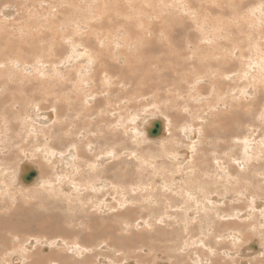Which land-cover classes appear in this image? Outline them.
<instances>
[{
  "label": "rangeland",
  "instance_id": "rangeland-1",
  "mask_svg": "<svg viewBox=\"0 0 264 264\" xmlns=\"http://www.w3.org/2000/svg\"><path fill=\"white\" fill-rule=\"evenodd\" d=\"M129 1L130 0H105V1L104 0H71V1H69V0H0V37H1L0 38V86L2 85L1 86L2 89H0V97H1L0 98V102H1V106H0V141L3 139L2 135H4V133H5V134L8 135L7 137L9 138L8 142L5 141V145H10L9 141L10 142L16 141L15 138L18 135H20V133H18V132L21 129H18V128H21V125H20V123H19V121L17 119L18 118V116H17L18 113H22L23 112V115L25 114L27 121H31V120L33 121L38 116V114L40 116L42 114V116H41L42 120L45 121L46 118H44L43 116H45L46 113H48V112H51V113L53 112V109H54V106H53L54 103L53 102L58 101L59 99H62V97H63V99L64 98L66 99L65 104L70 103L71 100L73 102V100L75 98L73 96L75 94H77V92H79V88L81 89L83 87V86L80 87V85L83 82H87V83H83L82 84V85L85 86L82 89L83 90L87 89V92L84 91V93L86 95H89L88 97H89L90 100L88 99V104H90V105H88V106L90 107V109H92L94 107L96 108V110H94L95 108L92 109L94 112H96V113H94L95 116L92 117L95 120L93 121L92 118L90 119L93 122V124H92V126L94 127L93 130L95 132H97L96 134H100L101 131L97 130L98 128H100L101 130H105V128H107L106 130L109 131V132L111 131V132L109 133V132H106V130H105V133H107L106 136L109 137V138L112 137V136L113 137L115 136L114 138L116 139L115 146H116V149H117V151L119 153V156L117 155V158L114 159L113 161H117L120 158L119 161L116 162V163L120 162V164H119V167H120L119 168V170H120L119 173H120V175L122 173V175H121L122 177L120 178L119 187L125 189L124 191L121 192V194H119V196H116L117 197L116 199L120 200L119 201L120 207L119 208H112V209H110L111 211L108 210L109 207L111 206L110 205L111 204V198H113V197L110 194L111 192H109L107 189L104 190V193H106V196H103L100 200H98V202L96 201V203L93 202V199L83 198V196L85 195L84 193H86L84 188H81L80 192L79 191L75 192L72 189L69 190V188H72V186H69L70 185L69 182L77 180L76 177H72L71 174L73 172L70 173L69 180L65 179V178L60 180L61 182L62 181H66L65 182L66 184L64 186H62L64 188V191H57L56 193L57 194L64 193L65 196L64 195H61V196L60 195H50L51 198H49L50 196L47 195V197L49 199H52L54 197L53 199L56 200L55 204L53 202L52 205L55 208L57 206V204H58V207L55 208L57 213L56 212H54V213L56 214V216H59L60 218H62L61 222H64L63 220H65V219H63V218L66 217L67 213H68V215L69 214H72V215L76 214L77 216H78V214H85V213L91 214V213H94L96 215V213H97V214H99L98 216H101V217H99V218H101V219H99L100 222H103V224L105 225V223L107 221H109V220L112 221V219L109 218L110 216H108V214L109 213L113 214L116 211L114 213V215L117 214L116 215L117 216L116 220L118 219L117 220L118 221L117 222L118 228H121V227L123 228L124 225H125L124 228L131 227V228L127 229V232H125L124 230L119 231L120 233L121 232L123 233V234L119 233L120 237L122 238V237H125V235H126L125 238H127V239L130 236L137 235V234H140L142 236V233L145 232L146 230H147L146 232H148L149 228L145 227V229H144L141 220H144V219L145 220H149V216L147 215V213L154 212V211L156 212V210H157V208H155L156 205H154L153 201L151 200V197H148V194L144 193V189H146V188L148 189V187L150 186L149 189H151V187H156L157 190L161 191V189H163L162 186H163L164 183H165V185L167 186L168 189H170L168 187L169 185L170 186L172 185L173 187H178V184H181V182H183L180 179V177L182 176V179L187 177V176L186 177L183 176L184 172H178L177 170H175L176 167L174 168V165L173 166H169L170 168L166 167L167 165H170L169 163H171V162L169 160H167L166 158L165 159L164 158L161 159V156L159 157V154H160L159 152L160 151H159L158 148H159V146L161 144L158 143L159 145L156 146V145H154L155 144L154 142H148L141 135H139L137 137H134V139H133V137H132L133 135L131 133L132 131H131L130 128L134 127V124H136V120H138L139 118H143V117H145V118H154V117L155 118H157V117L159 118V117H163V118H165L167 120L166 124L168 123V126H167V127H169V129L167 128L168 131L169 130L172 131L173 130V128H172L173 124H176L177 127H176V130H174L175 133L174 132H171V133L175 134L173 137L177 138L178 140H179L180 137H181L180 139L183 138L182 141L181 140L178 141L177 139L174 138L175 141L174 140L173 141H169V142H167V141L165 142L164 141L163 143L164 144H166V143L170 144V145H165L166 148H170L171 146H175L174 150L176 151V153L181 154V153L184 152V153L188 154V158H186L185 159L186 162L185 161L184 162L185 163L193 162L195 164L191 163V164L185 165L184 162H183V165L181 164L180 167L183 168L185 166L192 165L194 168L191 169L190 171H188V173H187L188 177L190 178V176H193V174H194V178L196 177L195 179H197L199 181V179H201L200 178L201 174L199 173V171H204V170L208 171L206 173L207 174L211 173L210 176H212L214 174V171H213V174H212V172L210 170H208L210 167H212V164H213V169L215 168L214 167L215 163H224L225 164L226 156L225 155L223 156L222 152L225 149L226 143L225 144L223 143L224 144V147H223L222 142H225L226 140L227 141H231V140H228V138H230V137H227L228 135H226V133L225 134H221V130L219 132L218 124H220L221 122L222 123L224 122V121H222L223 119H221V118H225V119L228 118V114L226 112H228V111L229 112H231V111L235 112L236 111L235 108L230 109V108L227 107L229 105L230 106L233 105L234 103L235 104L233 106L237 105L238 100H236V99H239L238 98L239 97V94H238L239 92H238V89L235 87L236 84H237L236 82H238V83L242 82V84H244L243 86L245 88H247V90L249 91V94L252 93V95L247 97V98H250V99L253 97L252 100L248 99L249 101H252L251 102L252 105L254 104V107H251V109H253V110H251L252 113H253V111L256 113L258 111V109L260 108V106L264 105L263 104L264 100H262L264 98V95H263L264 94V83L262 84V82H264V70L261 69V66L264 65V36H263L264 35V0H246V1L245 0H137V1L133 0L131 2H129ZM252 2H254V3H252ZM18 3L20 4V7H19ZM141 3H142V6H141ZM7 4L9 5V7H8ZM69 4H70V6H69ZM211 4H212V6H211ZM3 7H6V8H3ZM14 7H15V9H14ZM207 7H209V8H207ZM40 8H42V9H40ZM99 8H100V10H99ZM257 8L261 9L260 13L258 11L256 12ZM125 9H127V10H125ZM135 9H137V10H135ZM208 9L210 11H208ZM9 10L10 11L12 10L11 12H13V15L10 12V14L12 16L11 15L10 16H5L4 15V11H8L9 12ZM69 10H70V12H68ZM71 11H72V13H71ZM135 11L138 12V13H136ZM14 15H16V16H14ZM136 16H138V17H136ZM147 17H148V19H147ZM98 19L100 20V22H99ZM103 20H105V21H103ZM157 20H159V21H157ZM149 27L150 28L152 27V28L150 29ZM239 30L241 32H239ZM82 31H83V33H82ZM196 34L199 37L203 35L202 37H200V39L204 38L206 41L204 39L200 40L199 37L198 38L195 37V36H197ZM239 34L241 35V37H240ZM234 37H235L236 40L234 39ZM242 37H243V39H242ZM231 38H232V41L230 40ZM238 38H240V39H238ZM195 39L197 41H199L198 43H197V41H195L197 44L194 43ZM216 39H218V40L221 39L219 42H223L224 44L226 43L225 48L227 47V49H226L227 52H225V51L224 52H225V55L226 54L230 55V56L226 55V57H231L232 56L231 60H232V62L234 61L232 66L235 65V67H237L236 65L240 63V60L243 61L241 63V65H243V66H242V69H241V77H240L241 79H240V81L238 80V77L231 76V78L234 79V80L232 79L233 80L232 82L234 84V85H232V88H234V89L236 88V89L235 90L231 89L232 92H231L230 89H229L228 92L226 90V92H224L223 94L220 95V99H219L220 103H216L219 106L222 105L221 107H219L218 105L213 104L214 100H215V102L218 101V97L212 95L210 93V91H209L211 89V87L209 85L210 80L207 79V78H209V75H210L209 69L207 68L209 66V64H208V61H205L206 60V55L208 54L206 52L212 53L211 48L209 49V47H211L212 42H213V45H215ZM237 40H239V41H237ZM186 42H188V43L190 42L191 45L190 44H185ZM17 43H21V44H17ZM198 44L201 45V46L199 47ZM209 44H210V46H208ZM229 45L231 46V48H233V51L229 47ZM203 46L206 47V49H203ZM198 47L201 50H203L202 53H201L200 49H198ZM194 49H195V51H194ZM196 49L199 50V51H196ZM191 50L193 51V53H190L192 55L191 59L187 61V63L191 64V66H190L189 64L187 65V63H184V59L181 60L180 59L181 57L179 55H177V53L185 54V53L190 52ZM230 50H231V52H230ZM173 51H175L176 53L173 52ZM228 51H229V53H228ZM194 52L195 53L198 52L196 55L198 56V54H200L201 58L197 59V56L195 55ZM82 55H87V56H84L83 58H81ZM212 55H213V53L209 54L207 56L211 60L214 58L215 62H217L218 60H217L216 56L213 57ZM219 57H221V56H219ZM223 57H225V56L222 55V58ZM162 58H166L170 62L169 61H165V63L159 64V66H161L159 68L158 67V61H161ZM177 58H178L180 63H178ZM186 58L188 59L189 57H186ZM203 58H205V59L202 61ZM222 58L221 59L218 58L219 61L222 60ZM101 60H103V61H101ZM237 61L239 63H237ZM101 62H104L105 63L104 66H106V67L108 66L107 68L111 69V71H110L111 75H109V76L107 75L108 79H107V77L105 78V76L102 75V74L99 76L98 73H97L100 69H104V68L106 69V67H104L103 65H100V67L103 66L104 68H100L99 67L98 63H101ZM206 62H207V64H206ZM9 63L12 64V65H10ZM35 63L39 64L40 67H42V68H39L38 70H33V68L35 67ZM200 63H203V64H200ZM209 63H211V62L209 61ZM212 63L214 64L213 60H212ZM24 64H27L25 66L27 69L22 72V70L19 67H21L22 65L24 67ZM182 64H183V66H182ZM193 64H194L195 67H193ZM199 64H200V66H198ZM205 64L207 65L206 68L204 67ZM17 65H19V66H17ZM111 65H113V66H111ZM177 65L179 66V68L177 67ZM241 65L239 64L238 66H241ZM245 65H246V67H245ZM183 67L185 69L186 68L187 69L185 70ZM200 68H202V69H200ZM204 68H205V72L201 71V70H204ZM15 69L18 70V71H16ZM57 70L58 71L60 70V71L58 72ZM173 70L176 71L178 74L179 73H181V74H179V75L177 73L174 74L173 77H171L172 78V80H171V78H169L171 76V74H170V76H166L167 74L165 73V71H168L170 73ZM194 71L195 72L196 71L197 72L201 71L202 73L200 72V73H195L194 74ZM60 72H61V74H60ZM103 72H105V71H103ZM63 74H64V76H63ZM146 75H148V76H146ZM176 75H177V79L175 78V80H173ZM233 75L235 76V74H233ZM157 76H158V78H157ZM162 76L164 77V79H163ZM186 76H188V78H185ZM244 76H247V78L244 77ZM147 77H148L149 80L147 79ZM87 78H89L90 80H95L96 79V82H94L95 84H93V85L88 84L90 82H88L89 79H87ZM166 78H168V79H166ZM194 78L196 79V81H198L199 78H200L201 81H199L197 83L195 80H193ZM58 79H60V81H58ZM81 79H83V80L81 81ZM97 79H99V80L97 81ZM161 79L163 80L162 86L160 84V82H162ZM181 79L185 80L186 82L182 81ZM188 79H190V80L188 81ZM74 80H76V82ZM101 80H104V82H103L104 84H102V85H100L101 84ZM109 80L112 81V82H110ZM178 80L181 81V82H179V84H178ZM192 80L194 81V83L196 82V84L192 83ZM164 81H166V82H164ZM222 81L224 82V84L230 82V81H224V79H221V82ZM109 82H110L111 85L109 84ZM171 82L175 83V84L172 83V85H174L175 88H173L174 86H172L170 84ZM189 82H191L192 84L189 83ZM38 83L40 85H42V86L38 85ZM61 83L63 84V86H61ZM107 83H108V85H107ZM167 83L169 84V87H168ZM43 84L45 85L44 88L49 86V87H51V90H50L49 87H47L46 88L47 91H46L43 88ZM54 84H55V87L59 85L58 87H60V90H62V91L64 90L65 92L64 93L63 92L59 93L60 95L55 93L54 92V91H56L55 87H53L54 89H52V86H51V85L54 86ZM65 84L66 85L68 84V85L66 86ZM69 84L70 85L72 84L73 87L72 86L70 87ZM76 84L79 85L77 88H76ZM165 84H166L167 88H166ZM189 84H191V85L189 86ZM207 84H208V86H207ZM103 85H105V87ZM106 85H107V87H106ZM151 85L154 88H156V89H152ZM179 85H180V87L183 90L179 87ZM86 86H87V88H86ZM99 86H101V87L103 86V87L101 88ZM158 86H159V89H157ZM193 86L195 88H199V89H196V91L198 90L197 92L195 91V88ZM40 88H42L43 90L40 89ZM165 88L166 89L170 88V91H172V92L174 91L173 93H175V94H179V89H180V91L181 90L183 91V96L184 97L181 98V96H180L179 97L180 99L178 98L177 101H174V99H173L174 102H177L176 105H174V104H172L173 102L171 101V99H172V97L173 98L176 97L175 94H173L172 92L169 93L167 95V97L168 96L169 97L166 99L165 97H163V96H165V92H164V90H166ZM186 88L188 89V93H187ZM69 89H70V91H68ZM72 89H75V90L72 91ZM160 89H161V93H160ZM189 89L191 90L190 92H189ZM76 90H78V91L76 92ZM153 90H156V91L153 92ZM193 90L195 91V93H194ZM222 90L223 89H221V92H222ZM49 91L53 94V96H52L51 93H49ZM182 91H181V93H182ZM234 91H235V93H234ZM70 92H73V93L70 94ZM155 93L156 94H160V96L156 95ZM225 93H226V95L228 93L230 95L226 96ZM45 94H47V96H45ZM99 94H101V95L103 94L102 95L103 99H102V96L99 95ZM185 94L188 97L190 96L191 98L190 99H186L185 98ZM61 95H62V97H60ZM63 95H65V97ZM67 95H68V98L70 99V101H68V103H67V100H69V99H67ZM90 95H92L93 97H91ZM257 95H258L259 98L257 97ZM56 96L59 99L56 100V98H57ZM69 96L72 97V98H70ZM157 96H159L158 97L159 99H157ZM225 96L226 97L231 96V100H230V98L225 99ZM105 97H106V100H105ZM7 98L9 100H6ZM48 98L50 100H48ZM155 98H156V100H155ZM169 98H171V99H169ZM221 98H222V100H221ZM234 98H236V99H234ZM14 99H16L18 101H15ZM96 99H98V100H96ZM164 99H166V100L164 101ZM224 99H225L226 103L223 101ZM232 99H233L234 102H232ZM255 99H256V101H260V103H261V104L259 103L260 106L259 107L257 106V108L255 107V105H257L258 103L255 101ZM52 100H53V102H52ZM160 100H162V101H160ZM167 100H170V102H172V103H169V101H167ZM182 100H183V105L185 107L187 106L186 107L187 109L184 108L182 103L179 102V101H182ZM211 100L213 102L212 105H210L211 104ZM2 101H3V103H2ZM11 101H12V104L10 103ZM99 102H101V103H99ZM165 103H166V105H165ZM17 104H19V105H17ZM223 104H226L225 106L228 108V110ZM25 105H27V106H25ZM86 105L87 104L85 103V106ZM100 105H102V106L100 107ZM103 105H105V106H103ZM188 105H189V107H192L193 109L189 108ZM106 106H107L108 110L106 109ZM211 106L212 107L215 106V109L212 108ZM233 106H231V107H233ZM21 107H23V109H21ZM165 107H166V110H165ZM169 107L173 108V110L169 109ZM98 108L100 109V111H98L99 110ZM110 108H112L113 111L115 109V111H117V112L114 111L115 112L114 113L112 111V114H109V113H111V109ZM188 108L192 110V113L194 112L193 114H195V112L197 110V114H199V112L205 113V114H202L203 117L205 115H209L212 118L209 119L206 116V119L204 117V119L201 120V118H200L201 117V115H200L201 113L199 114L200 116L195 114V116L197 115L195 117L190 112V110ZM194 108L196 109L195 111H194ZM211 109L214 110L218 115L214 111H212ZM223 109L227 110V111L223 112ZM102 110H105V113H104V111L102 112ZM204 111H206V112H204ZM207 111L208 112L211 111L212 113L209 112L210 113L209 114ZM98 112H99V114H98ZM190 113L194 117L189 116ZM104 114H106L107 119H109L108 116L111 115L112 117L116 118V120H114V118H112L110 116L109 122H107L106 116H104V118H103ZM131 114H132V116H130ZM160 114H161V116H159ZM180 114H182V115H180ZM226 114H227V116H226ZM116 115L121 117L119 119V121L117 119L118 116L116 117ZM120 115H122V116H120ZM171 115H172V117L173 116L174 117L179 116L181 118L177 117L174 120V119H171L172 118ZM251 115H253V114H250V118L251 119L254 118V119H252L253 121L251 119L248 120V121L251 120L250 122L253 123V124L252 123L250 124V122H248V125L250 126V128H249L250 132L249 133H251L250 134L251 136L249 135V137H252V139L254 140V141L252 140L253 141L252 144H254V143L256 144L257 141L262 140V134L264 133L262 131H264V130L261 129V128L256 129V126L254 125V124H256L255 120L257 121V118H258V122L261 121L260 120L261 119L260 118V112H259L257 118L255 116L252 117ZM98 116H99V118H98ZM216 116L220 119L221 122L219 121V119H217ZM96 117H97V119H96ZM166 117H168V118H166ZM197 117H199L198 119H200V120L194 119V118H197ZM76 118L77 117L75 116V117H73L72 119L69 120V123L67 122L68 123L67 124L68 131L67 132L65 131L63 133L64 134L63 136H65V135L67 137L71 136L70 134H72L73 131H74V128H73L74 127V123H76L74 121H77ZM188 118H190V119H188ZM213 118H214V120L216 119L215 120L216 122L219 121V123H217V125H216V122L213 120ZM63 119H65V117ZM122 119H123V121H122ZM128 119H130V120L128 121ZM178 119H181V120H179L181 122L178 123ZM207 119H209L211 121H209ZM182 120L185 122V124H184V122ZM206 120L209 123H207ZM71 121H73V122H71ZM95 121H97V123ZM101 121L102 122L106 121V122L103 125V123H101ZM112 121H117L118 123L117 122H112ZM121 121H122V124L125 122L123 124L125 126L122 127V124L121 123L119 124V122H121ZM70 122H71V124H70ZM110 122H112V123H110ZM210 122H212V124ZM181 123H182V125H180ZM53 124H54V122H51V124L49 123L47 125H40L39 128L52 127ZM112 124L115 125V126H113ZM209 124H210V126H209ZM72 125H73V127H72ZM94 125H97V126H94ZM105 125H107L108 127H106ZM211 125H213V126H211ZM251 125H253L255 127L251 128ZM13 126H15V127H13ZM101 126L103 127V129H102ZM109 126H110V128L112 127V129L109 130ZM179 126L180 127L184 126L185 128H190L191 127L189 130H192V132H194L195 135L197 136V137H195L194 133H191V139H193V140L195 139L194 141L195 142L197 141V144H195L194 141L189 140V138L187 137V135L185 133L180 132ZM209 127H212V128H209ZM11 128L12 129L16 128L15 130L17 132H15V130L13 129L12 133H11ZM70 128H72L73 130L70 129ZM150 128H152V126H150ZM126 129H127V131H126ZM123 130H125V132ZM225 130H227V129H225ZM23 131L26 132V130H23ZM23 131L21 133H23ZM27 131H28V134L26 132V136L31 134V132L29 133V130H27ZM98 131H100V132L98 133ZM217 131L220 133V135H219V133ZM196 132H198V133H196ZM222 132H224V131H222ZM161 133H162V131H161ZM240 133H241V135H239V136L242 137V133H244V128L240 129ZM14 134L16 136H12ZM96 134H94L92 137H99V135H96ZM116 134H117L118 137L116 136ZM129 134H131V135H129ZM176 134H178L177 137H176ZM192 134L194 136H192ZM21 135H23V134H21ZM40 135L41 134L36 135L37 137L33 138L34 135L32 133V136H33V137H31L33 139L32 141H30V139H31L30 136L31 135L29 136L30 139L28 138L26 140L28 142V146H23V147H26L24 149V151L26 149L28 150V151H25V152L23 151L25 154L32 153V151H33L32 148H38V146H40L38 149H42L43 146L41 147V145H44V141H46V140L45 139L41 140L42 137ZM146 135H147V133H146ZM216 135L218 136V139H220L219 140V142L221 141L220 143L216 140V138H217ZM223 135L224 136L226 135L225 136L226 138ZM256 135H257V137H256ZM160 136H161V134L159 136H157L156 138H159ZM184 136H185V138H184ZM198 136H199V138H198ZM215 136H216V138H215ZM219 136H221V137L223 136V139L219 138ZM10 137H11L12 140H10ZM147 137L150 140H154L151 137H149L148 135H147ZM166 137L167 136L165 135L164 138H166ZM193 137H195V138H193ZM254 137L257 139V141H256V139ZM65 139H67V138H65ZM58 140H59V138H58ZM33 141L36 142V143H34ZM189 141H192V142H190L191 144H189ZM29 142H30L31 145L29 144ZM50 143H51V146H53V149L56 152H59V151L60 152H66V151H64L62 149H64V147H69L66 143H64L62 145L60 140L57 141L59 147L55 146L56 142H54V144H53L52 139L51 140L49 139V144ZM109 143H108L107 146H109V148H110V147H112L111 145H112L113 142H111L110 144ZM150 143H153V145L150 144ZM172 143H173V145H171ZM178 143H179V145H178ZM199 143H201V144H199ZM210 143H212V145H211L212 147L209 146ZM32 144L33 145L36 144L37 146L35 145V147H32L33 146ZM192 144H194V145H192ZM218 144H219V147H218ZM98 145H100V143ZM176 145H178L179 147L176 146ZM181 145H185L186 148H188V149H186L185 147H183ZM96 146H97V143H95V147ZM194 146H196V147L198 146V147L196 148ZM199 146H201V147H199ZM204 146H206V147H204ZM207 146H209V147H207ZM101 147H102V144H101L100 147L97 146L98 149L101 148ZM176 148H178V149L180 148V149L178 150ZM189 148L190 149L193 148V149H191V151H190ZM202 148L204 150L207 149L206 151L208 153H206V152L204 153L203 152L204 150L202 151ZM208 148H211L212 150L211 149H209V150H211L212 152L208 151ZM220 148H222V152H221ZM197 149H199L198 152L195 151ZM21 150H20V152H22ZM57 150H59V151H57ZM119 150H121V151H119ZM160 150H161V148H160ZM234 150L232 149L228 153L229 154L231 153L230 155H232V156H234V154H235V156H236L235 158H237V156L239 158V155H240L239 153L240 152L238 151V149L235 150V152H234ZM16 151H17V147L13 146V147L10 148L8 155L6 153H4V155H3V156H8L9 162H8L7 166L10 165L11 169H12V167L15 165L14 168H13L14 170H10L12 172L15 171V169H17L18 165L20 166V165H22L25 162L24 161L25 160L24 154L23 155L22 154L18 155L20 152L19 151L16 152ZM99 151H101V150H99ZM180 151H181V153H180ZM214 151H215V153H213ZM216 151H218L219 153L221 152L222 154L221 153L218 154V152H216ZM236 151H238L237 154H239V155H236ZM97 153H98V150H97ZM191 153L193 155H195L194 158H193V156H191L192 155ZM200 153H201V155H200ZM225 153H227V152H224V154ZM203 154H204L206 160L209 157H211V156L214 157V155H215V157L218 158V156H219L220 158H218V161H217V159L214 160V158H212V157L210 159H208L210 161L213 160V162L215 161L214 163L211 161L212 163L210 162L211 163L210 164L211 166H210L209 164H207L208 162L207 163L204 162L205 158H204V156H202ZM197 155H198V157H197ZM199 155L201 156V159L199 158ZM20 156H21L22 159L20 158ZM207 156H209V157H207ZM11 158H12V160H11ZM192 158H193V160L194 159L198 160L199 163L197 161L194 162L193 160H191ZM221 158L224 159V161L221 160ZM140 159H142V160H140ZM187 159L189 160V162H188ZM38 160H40V159L38 158L37 160H34L35 163L38 162ZM136 160H138V161H136ZM21 161H23V162H21ZM109 161H107V162L109 163ZM139 161H146V162H144L141 165V164H139ZM180 161H181V158H180ZM162 162L164 163V165H162L163 166L162 168H165L163 171H166V172H163L162 168L159 167L161 164H163ZM35 163L33 165H35ZM62 163L64 164V162L62 160H59V165L62 164ZM203 165L204 166L206 165V166L203 167ZM221 165H223V164H221ZM230 165H232V163H230ZM225 166H228V165H225ZM198 168H200V169H198ZM203 168H207V169H203ZM194 169L196 170V172L193 171ZM213 169L211 168V170H213ZM173 170L178 172V173L174 172ZM12 172H9V173L13 174ZM34 172H35V170H34ZM169 172H170L171 176L169 175ZM148 173H151V174L149 175ZM127 174H129V175L127 176ZM190 174H192V175H190ZM67 175H68V173H67ZM151 175H153V176H151ZM233 175L234 176H232L231 179L234 178L233 179L234 181H232V183H234L235 180H237V182L240 183V184L242 182H244V180H242V181L239 180L240 178H242L241 174H237L236 175V173H234ZM35 176H36V172H35ZM130 176H131V178L129 179ZM169 176L173 177L174 179L172 178L173 179L172 180ZM198 176H199V178H197ZM150 178H151L152 182L149 180ZM159 179H160V181H158ZM176 179L181 180V182H179V180H176ZM121 180H123L122 183H121ZM166 180H167V182H165ZM124 182H125V184H124ZM143 182H144V184H143ZM151 183L154 186L151 185ZM51 184L54 187V186L57 185V182H55L54 179H53ZM142 184H143V186H142ZM66 185H68V186H66ZM231 187H233L231 189H235L237 187V185L236 184H232ZM213 188H214V186L212 184V189ZM11 189L18 191L19 194L16 193L18 195V196L16 195V197H15L16 199L20 198L19 197L20 196V192L27 191V190H24L23 188L19 189L18 188V184L15 183V182L13 183V186H12ZM27 189L31 190V188H27ZM19 190H20V192H19ZM164 190L167 191V189H164ZM35 192H37V193L34 194V196H33V194H31L29 198L22 196V199L29 200L30 202H33V203H36V202L38 204L40 203L41 207L43 208V204H42L41 200L45 201L46 198L44 196L46 195V193L45 194H44V192H42L43 194L40 193L41 191H39L37 188L34 190V193ZM90 192L91 191H89V192L87 191V194H92L93 193V192H91V193ZM138 192L140 194L142 193L143 196H139ZM81 193H83L84 195L82 194L83 195L82 196ZM40 194H42V195H40ZM74 194L76 195V197H74L75 196ZM77 194L80 195L81 197L78 196ZM58 196H60V197H58ZM86 197H88V196H86ZM142 197H144V198H142ZM35 198H36V200L34 201ZM58 198H60L59 199L60 201H58ZM61 198H63V199H61ZM75 198H76V200H75ZM22 199H21V201H22ZM80 199H81V201H80ZM86 199L88 200V202H87ZM103 200H106V201H103ZM131 200L133 202H131ZM13 201H14V199H13ZM48 201H50V200L47 199L46 202H48ZM68 201H69V203L67 204ZM46 202H44V204ZM58 202H60L61 204L58 203ZM73 202H75L77 204L75 205V203H73ZM83 202H85V203H83ZM78 203L79 204L81 203V206H82V203L85 204L86 206L83 205L82 207H78L79 206ZM92 203H94V204L91 205ZM103 203H105V205H103ZM132 203H134V204H132ZM107 204L109 206H107ZM128 205L130 206V208H129ZM60 206H63V207H60ZM87 206H89V207L91 206V207L89 208ZM96 206L99 209H97ZM103 206H104V208H103ZM124 206L127 207V208H125ZM134 206H135V209L133 208ZM66 208L68 210H66ZM84 208H85V210H86V208H89L90 210L87 209V210H89L87 212V210L85 211ZM131 208H133V210H131ZM137 208L138 209H142L143 211H146V212H141V210H138ZM81 209H82V212H81ZM115 209H118V210H115ZM122 209L123 210L125 209L124 211L128 213V217H127V213H125ZM126 209H128V210L126 211ZM152 209H155V210H152ZM57 210L58 211L61 210V211L58 212ZM79 210H80V212H79ZM92 210H93V212H92ZM46 211H48V210H46ZM41 212L42 213L45 212L44 209L41 210ZM111 212H113V213H111ZM140 212L142 214L145 213L146 215H142ZM168 213L169 212H167V214ZM1 214L3 216H5L6 213H2L1 212ZM124 215L127 218H129V216H130L129 219L131 221L132 220L134 221V222L132 221V226L133 227L131 226V221L130 220L128 221V219H125ZM133 215H135V216H133ZM141 215H142V217H141ZM60 218H59V221L56 222V223H60L61 224ZM119 218L120 219L122 218V219L120 220ZM124 219L127 220L128 223H127V221L125 222ZM67 221H68V218H67ZM67 221H65V222H67ZM88 221L89 220L85 219L84 223L87 224ZM65 222H64V224H65ZM79 223H80V220L77 221V222L75 221L76 226H81L82 223H80V224ZM122 223L124 225H122ZM64 224L62 223L61 225L64 226ZM126 224H128V225L126 226ZM135 224H137V228H136ZM179 224L180 223H176V225L175 224L172 225L169 229H173L176 226L178 227ZM109 225H112V222L110 223V221H109L108 223H106L105 226H109ZM180 225H179V228L181 227ZM141 226H142V228H141ZM153 227L154 226L151 225V228H153ZM90 228L91 227H89V229ZM64 229H63V231H64ZM140 229H142V230H140ZM130 230H132V231L130 232ZM135 230H136V233L133 234L134 233L133 231H135ZM40 232L35 233V235L39 234L37 236H40L41 233H46V230H42V232L41 233ZM127 234H128V236H127ZM181 234H183V233H181ZM46 235L47 234H45L44 238L46 237ZM62 235H63V233H62ZM179 237H181V236L178 235V238ZM195 237H196L195 239H197V237H199V235L195 234ZM178 238L176 239V241L178 242V244L179 243L181 244V240L182 239L181 238L178 239ZM254 238H256V237H254ZM254 238H253V240L255 242H257V243H255L252 239H251V242L253 241V243H255V244L260 243L261 245L264 246V244H262V242H261V239H258V238L254 239ZM127 239H124V240H127ZM138 239H140V238H138ZM257 239H258V241H256ZM183 240L185 242H188L187 239L186 240L183 239ZM76 241L77 242L80 241L78 236L76 237ZM135 241L136 240H134L133 242L135 243V246H137V242H135ZM189 241H191V240H189ZM57 243H60V242H57ZM119 244H123V242L121 241V242H119ZM95 245H96V247H95ZM41 246L42 245H40L38 247V249L36 248V250H42V249L45 250V248H41ZM26 247H28V246H26ZM97 247H99V248H97ZM91 248H93V249L95 248L94 250L98 251L99 254L97 256L99 258H103L102 263L105 261L104 263L107 262L106 264H109L110 262L113 261L112 258H116L118 263H122L123 262L125 264L127 262V260H129L128 262H134L133 259L128 257L129 253H121L122 256H124L123 258L120 257L121 250H118V252H116L114 254L112 252V249H111L112 247L110 248V247L106 246V249H105V246H103V245L100 246V245H97V244H93V245L91 244ZM118 249H121V248L118 247ZM49 250L50 249H48V248L46 249V251H48L47 253H49ZM46 251L44 253L42 252L41 254L38 253V255H46ZM53 251L55 252L56 250L54 248H51V252L52 253H53ZM101 251H102V253H100ZM103 252H104V256L102 255ZM157 252H158V254H157ZM157 252L155 253V256H152V255L150 256V257H153L154 259L150 258V260H149L150 263H147V264H154V263L155 264L156 263L157 264H165L168 261L169 262L167 264H169V263H171V261H174L171 255H169L170 259H168L165 254H162L159 251H157ZM145 253L146 252H144L143 255H145ZM36 254H37V252H36ZM35 255H33V257ZM100 255H102V256H100ZM110 255H111V257H110ZM12 257H14L16 259L17 255L16 256L13 255ZM164 260H165V262H164ZM77 261H79V260H77ZM14 263L17 264L16 261H14ZM2 264H4V263H2Z\"/></svg>",
  "mask_w": 264,
  "mask_h": 264
},
{
  "label": "bare ground",
  "instance_id": "bare-ground-1",
  "mask_svg": "<svg viewBox=\"0 0 264 264\" xmlns=\"http://www.w3.org/2000/svg\"><path fill=\"white\" fill-rule=\"evenodd\" d=\"M71 1V0H69ZM105 1V0H104ZM133 0H130L129 2H131ZM137 1V0H136ZM246 1V0H245ZM61 2V1H60ZM74 2V1H73ZM143 2V1H142ZM209 2V1H208ZM20 3V2H19ZM18 3V4H19ZM68 3V2H67ZM76 3V2H75ZM84 3V2H83ZM87 3V2H86ZM105 3V2H104ZM139 3V2H138ZM149 3V2H148ZM211 3V2H210ZM254 3V2H252ZM6 4V3H5ZM21 4V3H20ZM20 4H19V7H20ZM8 5V4H7ZM67 5V4H66ZM91 5V4H90ZM128 5V4H127ZM146 5V4H145ZM158 5V4H157ZM160 5V4H159ZM165 5V4H164ZM70 6V4H69ZM74 6V5H73ZM130 6V5H129ZM141 6H142V3H141ZM150 6V5H149ZM148 6V7H149ZM210 6V5H209ZM212 6V4H211ZM220 6V5H219ZM9 7V5H8ZM88 7V6H87ZM99 7V6H98ZM105 7V6H104ZM107 7V6H106ZM144 7V6H143ZM3 8H6V7H3ZM84 8V7H83ZM82 8V9H83ZM126 8V7H125ZM151 8V7H150ZM156 8V7H155ZM209 8V7H207ZM11 9V8H10ZM15 9V7H14ZM42 9V8H40ZM73 9V8H72ZM105 9V8H104ZM128 9V8H127ZM125 9V10H127ZM138 9V8H137ZM135 9V10H137ZM145 9V8H144ZM191 9V8H190ZM19 10V9H18ZM62 10V9H61ZM91 10V9H90ZM100 10V8H99ZM149 10V9H148ZM151 10V9H150ZM212 10V9H211ZM261 9L260 8H257L256 9V12L258 11L259 13L261 12L260 11ZM12 11V10H11ZM9 10L8 11H4V15L5 16H10V12ZM16 11V10H15ZM14 11V12H15ZM21 11V10H20ZM41 11V10H40ZM47 11V10H46ZM63 11V10H62ZM86 11V10H85ZM98 11V10H97ZM108 11V10H107ZM208 11H210L208 9ZM70 12V10L68 11ZM136 12V11H135ZM144 12V11H143ZM156 12V11H155ZM159 12V11H158ZM12 15H13V12H11ZM72 13V11H71ZM109 13V12H108ZM134 13V12H133ZM138 13V12H136ZM193 13V12H192ZM16 14V13H15ZM18 14V13H17ZM89 14V13H88ZM94 14V13H93ZM122 14V13H121ZM135 14V13H134ZM158 14V13H157ZM11 15V16H12ZM129 15V14H128ZM191 15V14H190ZM16 16V15H14ZM74 16V15H73ZM105 16V15H104ZM154 16V15H153ZM138 17V16H136ZM200 17V16H199ZM13 18V17H12ZM79 18V17H78ZM110 18V17H109ZM154 18V17H153ZM87 19V18H86ZM148 19V17H147ZM99 20V19H98ZM102 20V19H101ZM160 20V19H159ZM157 20V21H159ZM105 21V20H103ZM100 22V20H99ZM128 22V21H127ZM166 22V21H165ZM131 23V22H130ZM133 23V22H132ZM82 24V23H81ZM127 24V23H126ZM128 25V24H127ZM130 25V24H129ZM136 25V24H135ZM152 25V24H151ZM89 27V26H88ZM87 27V28H88ZM70 28V27H69ZM81 28V27H80ZM150 28V27H149ZM152 28V27H151ZM150 28V29H151ZM146 29V28H145ZM71 30V29H70ZM147 30V29H146ZM151 31V30H150ZM33 32V31H32ZM53 32V31H52ZM140 32V31H139ZM143 32V31H142ZM165 32V31H164ZM239 32H241L239 30ZM83 33V31H82ZM130 33V32H129ZM238 34V33H237ZM243 34V33H242ZM35 35V34H34ZM42 35V34H41ZM53 35V34H52ZM51 35V36H52ZM192 35V34H191ZM197 35V34H196ZM240 35V34H239ZM39 36V35H38ZM184 36V35H183ZM203 36V35H202ZM200 36V37H202ZM207 36V35H206ZM205 36V37H206ZM235 36V35H234ZM237 36V35H236ZM243 36V35H242ZM264 36V35H263ZM22 37V36H21ZM195 37H199L198 35L195 36ZM199 37V39H200ZM210 37V36H209ZM208 37V38H209ZM241 37V35H240ZM1 38V37H0ZM46 38V37H45ZM62 38V37H61ZM64 38V37H63ZM72 38V37H71ZM216 38V37H215ZM8 39V38H7ZM32 39V38H31ZM204 38L200 39V40H203ZM223 39V38H222ZM235 39V37H234ZM233 39V40H234ZM240 39V38H238ZM243 39V37H242ZM12 40V39H11ZM30 40V39H29ZM205 40V39H204ZM213 40V39H212ZM215 40V39H214ZM221 40V39H220ZM220 40L216 39L215 41V45H213V42H212V45L211 47H209V49L211 48V51L213 53V57L216 56L217 58V62H215L214 58L212 59L214 61V64L212 63V60L207 56L209 54H212L210 52H206L208 53L206 55V60L205 61H208V64L209 66L207 67V62L205 64V68L207 67L209 69V79L210 80V87L211 89L209 90L210 93L214 96H217L218 97V101L215 102L214 100V103L212 102L211 100V104H215V105H218L216 103H220L219 102V99H220V95L223 94L224 92H227L229 91V89L233 90L234 88H232V85L233 84V78H231V76L233 77H238V80L240 81V77H241V69H242V66L241 63L243 61L240 60V63L237 61V63H239L241 66H238L239 64H237L236 62V66L233 65V62L231 60V57H226V55H229V54H226L225 55V52H227V47L225 48L226 46V43L224 44L223 42H219ZM232 41V38L230 39ZM236 40V39H235ZM195 41H197L196 39L194 40V43H196ZM206 41V40H205ZM209 41V40H208ZM239 41V40H237ZM246 41V40H245ZM14 42V41H13ZM191 42V41H190ZM188 43L186 42L185 44H190L191 43ZM193 42V41H192ZM199 41H197L198 43ZM109 43V42H108ZM193 43V44H194ZM196 43V44H197ZM223 43V44H222ZM246 43V42H245ZM14 44V43H13ZM17 44H21V43H17ZM119 44V43H118ZM201 44V43H200ZM203 44V43H202ZM48 45V44H47ZM175 45V44H174ZM199 45V44H198ZM197 45V46H198ZM6 46V45H5ZM201 45H199L200 47ZM205 46V45H204ZM203 46V49H206V47ZM210 46V44L208 45ZM259 46V45H258ZM198 47V49H200ZM229 47L231 48V46L229 45ZM18 48V47H17ZM112 48V47H111ZM202 48V47H201ZM19 49V48H18ZM229 49V48H228ZM232 51H233V48H231ZM43 50V49H42ZM161 50V49H160ZM22 51V50H21ZM85 51V50H84ZM156 51V50H155ZM166 51V50H165ZM195 51V49H194ZM196 51H199L196 49ZM201 53L203 50H201ZM207 51V50H206ZM225 51V52H224ZM81 52V51H80ZM169 52V51H168ZM175 52V51H173ZM231 52V50H230ZM84 53V52H83ZM176 53V52H175ZM190 53H193V51L191 50L190 52L188 53H185V54H180V53H177V55H179L181 58V60L184 59V63H187L188 60L191 59V54ZM195 53V52H194ZM198 53V52H197ZM195 53V55L197 54ZM229 53V51H228ZM109 54V53H108ZM135 54V53H134ZM171 54V53H170ZM241 54V53H240ZM17 55V54H16ZM174 55V54H173ZM202 55V54H201ZM205 55V54H204ZM222 55H224L225 57L222 58ZM242 55V54H241ZM84 56H87V55H82L81 58H83ZM197 56V55H196ZM221 56V57H219ZM230 56V55H229ZM114 57V56H113ZM121 57V56H120ZM186 57H189L188 59ZM235 57V56H234ZM240 57V56H239ZM244 57V56H243ZM86 58V57H85ZM143 58V57H142ZM141 58V59H142ZM179 58V57H178ZM177 58V60H178ZM198 58H201L200 57V54H198L197 56V59ZM215 58V59H216ZM222 58V60L219 61V59ZM242 58V57H241ZM90 59V58H89ZM205 58L202 59V61L204 60ZM193 60V59H192ZM201 60V59H200ZM15 61V60H14ZM103 61V60H101ZM118 61V60H117ZM165 61H169L168 59L166 58H162L161 61H158V67L160 68L161 66H159V64L161 63H165ZM209 61L211 63H209ZM20 62V61H19ZM105 62V61H104ZM104 62H101V63H98L99 67L100 65H103L104 66ZM170 62V61H169ZM38 63V62H37ZM35 63V67L33 68V70H38L39 68H42L40 67L39 64ZM178 63L179 60H178ZM177 63V64H178ZM204 63V62H203ZM203 63H200V64H203ZM10 64V63H9ZM189 63H187L188 65ZM200 64L198 66H200ZM263 64V63H262ZM12 65V64H10ZM16 65V64H15ZM27 64H24V67L23 65L21 67H19L22 72L24 70H26L27 68L25 67ZM45 65V64H44ZM110 65V64H109ZM164 65V64H163ZM179 65V64H178ZM177 65V67L179 68V66ZM191 66V64H189ZM19 66V65H17ZM16 66V67H17ZM100 67V68H104V67ZM113 66V65H111ZM172 66V65H171ZM183 66V64H182ZM202 66V65H201ZM15 67V68H16ZM49 67V66H48ZM57 67V66H56ZM108 67V66H107ZM106 69H100L97 73L98 75L100 76L101 74L105 76V78L107 77L108 79V76L111 75L110 71L111 69L107 68ZM117 67V66H116ZM176 67V68H177ZM193 67L194 64H193ZM197 67V66H196ZM246 67V65H245ZM158 68V69H159ZM184 68V67H183ZM203 68V67H202ZM200 68V69H202ZM205 68L204 70H201V71H204L205 72ZM12 69V68H11ZM18 69V68H17ZM57 69V68H56ZM61 69V68H60ZM65 69V68H64ZM185 69V68H184ZM187 69V68H186ZM185 69V70H186ZM261 69L264 70V65L261 66ZM16 70V69H15ZM18 71V70H16ZM58 71V70H57ZM60 71V70H59ZM58 71V72H59ZM62 71V70H61ZM105 71V72H103ZM113 71V70H112ZM200 71V72H201ZM243 71V70H242ZM57 72V73H58ZM200 72H195L194 71V74L195 73H200ZM245 72V71H244ZM25 73V72H24ZM64 73V72H63ZM165 73L167 74L166 76H171L173 77L174 74H176L177 72L176 71H171L170 73L168 71H165ZM164 73V74H165ZM202 73V72H201ZM243 73V72H242ZM59 74V73H58ZM61 74V72H60ZM178 74V73H177ZM181 74V73H179ZM178 74V75H179ZM235 74V76L233 75ZM244 74V73H243ZM55 75V74H54ZM57 75V74H56ZM108 75V76H107ZM149 75V74H148ZM146 75V76H148ZM245 75V74H244ZM62 76V75H61ZM64 76V74H63ZM62 76V77H63ZM150 76V75H149ZM191 76V75H190ZM195 76V75H194ZM198 76V75H197ZM202 76V75H201ZM200 76V77H201ZM163 77V76H162ZM203 77V76H202ZM206 77V76H205ZM247 78V76H244ZM249 77V76H248ZM150 78V77H149ZM158 78V76H157ZM161 78V77H160ZM159 78V79H160ZM175 78L177 79V75L174 77L173 80H175ZM184 78V77H183ZM185 78H188V76H186ZM16 79V78H15ZM14 79V80H15ZM61 79V78H60ZM60 79H58V81H60ZM80 79V78H79ZM89 79V78H87ZM86 79V80H87ZM106 79V80H107ZM110 79V78H109ZM148 79V77H147ZM164 79V77H163ZM168 79V78H166ZM180 79V78H179ZM191 79V78H190ZM188 79V81L190 80ZM221 79H224V81H230L229 83H225L222 81L221 82ZM233 79V80H232ZM78 80V79H77ZM83 79H81L82 81ZM85 80V81H86ZM99 79H97L98 81ZM105 80V81H106ZM136 80V79H135ZM149 80V79H148ZM162 80V79H161ZM172 80V78H171ZM182 80V79H181ZM187 80V79H186ZM193 80L196 81V79L194 78ZM192 80V83H194V81ZM247 80V79H246ZM245 80V81H246ZM62 81V80H61ZM76 82V80H74ZM108 81V80H107ZM106 81V82H107ZM110 81V80H109ZM167 81V80H166ZM164 81V82H166ZM177 81V80H176ZM175 81V82H176ZM182 81H185V80H182ZM201 81V79L199 78L198 81H196L197 83ZM248 81V80H247ZM262 81V80H261ZM73 82V81H72ZM78 82V81H77ZM90 83L88 84H95L94 82H96V79L95 80H90L89 81ZM104 80H101V84H104L103 83ZM112 82V81H110ZM109 82V84H110ZM129 82V81H128ZM136 82V81H135ZM179 82H181L180 80H178V84ZM186 82V81H185ZM196 82L194 84H196ZM254 82V81H253ZM41 83V82H40ZM58 83V82H57ZM68 83V82H67ZM79 83V82H78ZM83 83H87V82H83ZM82 83V84H83ZM137 83V82H136ZM162 83H163V80L162 82H160L161 86H162ZM173 82H171L170 84L172 85ZM191 83V82H189ZM191 83V84H192ZM236 88L238 89V94H239V99H236L238 100L237 102V105L236 106H233L231 107L230 105L227 106L228 108L230 109H233L235 108L236 111L235 112H226L228 110V108L225 106L226 104H223L227 110H224L223 109V112L225 111L227 114H228V118L225 119V118H221L223 119L222 121H224L223 123L220 121V119L217 117V119H219V121L221 122L220 124H218V129H219V132L221 130V134H225L228 135L227 137H230L228 138V140H231V141H225V142H222V144L226 143L225 145V149L223 150L222 152V148H220L221 152L223 153V156L225 155L226 156V159H225V164L224 163H215L214 165V169H213V164H212V167H210L208 170H210L213 174V171H214V174L212 176H210V174H207L206 172L208 171H199V173L201 174L199 181L197 179L194 178V174L193 176H190V178L188 177V171H190L191 169H193L194 167L192 165H188V166H185L187 164H191V163H185V159L188 158V154L187 153H176V151L174 150V147L175 146H169L170 148H166L165 145H170V144H164L163 142L167 141H175V137H173L175 134L171 133V132H174V130H176V124H173V130L172 131H168L169 127L168 126V123L166 124L167 120L163 117H157V118H139L138 120H136V124H134V127L133 128H130L131 129V133H132V137L134 139V137H137L139 135L143 136L148 142H154L155 144L154 145H159V157L161 156V159L162 158H166L167 160H169L171 163H169L170 165H167L166 167H169V166H173L174 165V168L176 167L175 170H177L178 172H184L183 176L186 177L184 179H182V176L180 177V179L183 181L181 182V180L179 179H176V180H179V182H181V184H178V187H173L172 185L168 186L170 189L167 188V186L165 185V183L163 184L161 191L157 190L156 187H151V189H144V193H147L148 194V197H151V200L153 201V204L156 205L155 208H157L156 212H150V213H147V215L149 216V220H141L142 221V225H143V228L145 229V227L149 228V231L148 232H143L142 233V236L140 234H137V235H133V236H130L128 239L125 238V237H120L119 235V231H122L124 230L125 232H127V229L131 228V227H125V225L122 223V225H124V227L122 228H118V224H117V220H116V215H114V213L116 212H111L113 214H108V216H110L109 218L112 219L109 220L110 223L112 222V225H109V226H105L106 223H108L109 221H107L105 223V225L103 224V222H100L99 217L101 216H98L99 214L96 213V215L94 213H85V214H78V216L76 215H72V214H69L67 213L66 217L63 218L65 220H63L64 222L67 221V218H68V221L65 222H61V219L59 216H56V214L54 212H56L55 208L58 207V204L57 206L54 208L53 207V202L55 204L56 200L55 199H49L51 198L50 195H64V193H60V194H57L56 192L57 191H64V188L62 186H64L66 183V181H60L62 179H68L69 180V176H70V173L73 172L71 175L72 177H76L77 180H74V181H70V185L69 186H72V188H69V190H73L75 192H80V189L81 188H84L85 192L84 193L86 197L83 193H81V195L83 196V198H90V199H93V202L96 203V201L98 202V200H100L103 196H106V193H104V190L107 189L109 192H111L110 194L112 195L113 198H111V206L109 207L108 210L112 209V208H119L120 207V203L118 199H116L117 197L116 196H119V194H121L122 191H124L125 189L124 188H121L119 187V183H120V178L122 177V173L120 175L119 173V163H116L119 161V159L117 161H113L114 159L117 158V155L119 156V153L116 149V146H115V142H116V139L112 136V137H107V133H105V130L107 128H105V130H101L100 128H96L97 130H100L101 133L100 134H96L97 132H95L93 129L94 127L92 126L93 122L90 120L94 115V112L92 109H90V107L88 105V99H89V95H86L84 93L87 92V86H86V90H83L82 88L85 87L84 85H80L83 86L81 89L79 88V92H77L78 90H76L77 94H75L73 97L74 100L72 102V100L70 101V99L68 98V95H67V103L68 101H70V103L68 104H65V101L66 99L62 97V95L60 97H62V99H59L57 96L56 100L59 99L58 101H55L52 102L54 103V109H53V112H48L46 113L45 116H43L45 119V121L42 120V114L41 116L38 114V116L32 121H27L26 120V116L25 114L23 115V112L22 113H18V121L21 125V128H18V129H21L22 131L23 130H26L27 134H28V131L29 130V133L31 132V136L28 135L26 136V132L23 131V133H21L20 131L18 133H20V135H18L15 139L16 141H13V142H10L9 141V144L10 145H5V141L8 142V135L4 133L3 136V139L0 141V264L4 263V264H15L14 261L17 262V264H106V263H102V260L103 258H99L97 255L99 254L98 251H95L93 248H91V244H97V245H100V246H105V249H106V246L108 247H112V252L115 254L116 252H118V250H121L120 254L121 253H129L128 257L133 259L134 262L136 264H147V263H150L149 260L150 258H153V257H150L151 255L152 256H155V253L157 251L161 252L162 254H165L167 256L168 259H170L169 255L172 256L173 260L174 261H171V263L169 264H264V246L261 245L260 243L258 244H255L257 242H255L253 240L254 237L258 238V239H261V242L262 244H264V133L262 134V140H259L257 141V143L255 144H252L253 143V139L252 137H249V135L251 133H249V128L250 126L248 125V122H250L252 119L254 118H250V114H253L251 115L252 117L255 116L256 118L258 117V114L260 112V122H258V118H257V121L255 120L256 124H254L256 126V129H263L264 130V105L260 106L259 103L260 101H255L258 103L257 105H255V107L257 108V106L260 108L258 109V111L255 113L253 111V113L251 112V107H254V104L252 105V101H249L248 99L250 98H247L249 97L250 95H252V93L249 94V91L247 90V88H245L242 84V82H236ZM264 82H262L263 84ZM2 84V83H1ZM42 84V83H41ZM56 84V83H55ZM55 84L54 86H52V89H54L53 87H55ZM175 84V83H173ZM188 84V83H187ZM189 84V86L191 85ZM256 84V83H255ZM36 85V84H35ZM38 85H40L38 83ZM57 85V84H56ZM66 85V84H65ZM68 85V84H67ZM66 85V86H67ZM70 85V84H69ZM74 85V84H73ZM108 85V83H107ZM106 85V87H107ZM111 85V84H110ZM164 85V84H163ZM168 87H169V84L167 83ZM186 85V84H185ZM200 85V84H199ZM2 86V85H1ZM0 86V89H2ZM42 86V85H40ZM59 86V85H58ZM56 86L55 89L56 91H54L55 93L59 94L61 92H65L64 90H60V87ZM61 86H63V84L61 83ZM72 86V84L70 85V87ZM79 85L76 84V88L78 87ZM105 87V85H103ZM102 86V87H103ZM160 86V85H159ZM159 86L157 89H159ZM166 86V84H165ZM174 86V85H172ZM171 86V87H172ZM182 86V85H181ZM188 86V87H189ZM198 86V85H197ZM196 86V87H197ZM208 86V84H207ZM246 86V85H245ZM37 87V86H36ZM45 87V85L43 84V88ZM49 87V86H47ZM46 87V88H47ZM73 87V86H72ZM75 87V86H74ZM101 87V86H99ZM101 87V88H102ZM180 87V85H179ZM194 87V86H193ZM234 87V86H233ZM38 88V87H37ZM36 88V89H37ZM46 88H44L46 90ZM50 90H51V87H49ZM48 88V89H49ZM64 88V87H63ZM62 88V89H63ZM75 88V89H76ZM89 88V87H88ZM100 88V89H101ZM142 88V87H141ZM151 88L152 89H156L154 88L152 85H151ZM150 88V89H151ZM167 88V86H166ZM165 88V89H166ZM175 88V86L173 87ZM181 88V87H180ZM184 88V87H183ZM195 88V87H194ZM193 88V89H194ZM235 88V89H236ZM35 89V90H36ZM42 89V88H40ZM75 89H72V91H74ZM172 89V88H171ZM182 89V88H181ZM196 89H199V88H195V91ZM221 89L222 92H221ZM234 89V90H235ZM43 90V89H42ZM105 90V89H104ZM141 90V89H140ZM164 90V89H163ZM183 90V89H182ZM181 90V91H182ZM187 90V93H188V89L186 88ZM231 90V92H232ZM37 91V90H36ZM47 91V90H46ZM70 91V89L68 90ZM67 91V92H68ZM90 91V90H89ZM156 91V90H153V92ZM180 89H179V94H175L173 93L172 91H170V88L164 90L165 92V97L166 99L169 97H167V95L169 93H173L175 94V98L172 97L169 98L171 99V101L173 102H170V100H167L169 101V103H172L174 105H176L177 102H174V101H177V99L181 96H183V91L181 93ZM191 90L189 89V92ZM194 91V90H193ZM194 91V93H195ZM198 91V90H197ZM196 91V92H197ZM9 92V91H8ZM15 92V91H14ZM101 92V91H100ZM158 92V91H157ZM259 92V91H258ZM261 92V91H260ZM48 93V92H47ZM49 93H51L49 91ZM69 93V92H68ZM73 92H70V94H72ZM160 93H161V89H160ZM177 93V92H176ZM182 95H181V94ZM230 93V92H229ZM227 94V95H230V94ZM235 93V91H234ZM52 94V93H51ZM94 94V93H93ZM127 94V93H126ZM156 94V93H155ZM154 94V95H155ZM197 94V93H196ZM195 94V95H196ZM263 94V93H262ZM20 95V94H19ZM50 95V94H49ZM60 95V94H59ZM66 95V94H65ZM65 95H63L65 97ZM101 95V94H99ZM98 95V96H99ZM103 95V94H102ZM101 95V96H102ZM149 95V94H148ZM153 95V96H154ZM156 95H159L160 94H156ZM191 95V94H190ZM194 95V96H195ZM226 95V93H225ZM226 95V96H227ZM261 95V94H260ZM264 95V94H263ZM13 96V95H12ZM32 96V95H31ZM45 96H47V94H45ZM53 96V94H52ZM91 97H93L92 95H90ZM96 96V95H95ZM157 96V99H159ZM173 96V95H172ZM197 96V95H196ZM223 96V95H222ZM225 96V99L227 98H230L231 100V96H228L226 97ZM234 96V95H233ZM262 96V95H261ZM24 97V96H23ZM70 97V96H69ZM97 97V96H96ZM100 97V96H99ZM123 97V96H122ZM235 97V96H234ZM258 97V95H257ZM1 98V97H0ZM6 98V97H5ZM4 98V99H5ZM20 98V97H19ZM26 98V97H25ZM52 98V97H51ZM72 98V97H70ZM101 98V97H100ZM162 98V97H161ZM185 98L186 99H190L191 97L187 96L185 94ZM184 98V99H185ZM253 98V97H252ZM252 98L250 100H252ZM259 98V97H258ZM3 99V100H4ZM17 99V98H16ZM14 99L15 101H18ZM99 99V98H98ZM96 99V100H98ZM102 99H103V96H102ZM163 99V98H162ZM164 99V101L166 100ZM174 99V101H173ZM180 99V98H179ZM183 99V100H184ZM185 99V100H186ZM225 99L223 100L225 103ZM6 100H9L8 98ZM11 100V99H10ZM48 100H50L48 98ZM90 100V99H89ZM105 100H106V97H105ZM153 100V99H152ZM156 100V98H155ZM154 100V101H155ZM183 100L182 101H179L180 103H182L183 105ZM222 100V98H221ZM254 100V99H253ZM264 100V98L262 99ZM20 101V100H19ZM92 101V100H91ZM90 101V102H91ZM162 101V100H160ZM159 101V102H160ZM188 101V100H187ZM190 101V100H189ZM229 101V100H228ZM254 101V102H255ZM48 102V101H47ZM107 102V101H106ZM158 102V101H157ZM186 102V101H185ZM192 102V101H191ZM190 102V103H191ZM230 102V101H229ZM232 102L233 99H232ZM262 102V101H261ZM3 103V101H2ZM6 103V102H5ZM4 103V104H5ZM12 104V101L10 102ZM26 103V102H25ZM85 103L87 104L85 106ZM94 103V102H93ZM101 103V102H99ZM105 103V102H104ZM111 103V102H110ZM167 103V102H166ZM165 103V105H166ZM20 104V103H19ZM17 104V105H19ZM27 104V103H26ZM186 104V103H185ZM189 104V103H188ZM229 104V103H228ZM227 104V105H228ZM256 104V103H255ZM261 104V103H260ZM264 104V102H263ZM8 105V104H7ZM14 105V104H13ZM16 105V104H15ZM97 105V104H96ZM115 105V104H114ZM130 105V104H129ZM221 105V104H220ZM0 106H1V102H0ZM4 106V105H3ZM22 106V105H21ZM27 106V105H25ZM34 106V105H33ZM39 106V105H38ZM102 105H100L101 107ZM105 106V105H103ZM123 106V105H122ZM172 106V105H171ZM180 106V105H179ZM184 106V105H183ZM191 106V105H190ZM219 106V105H218ZM222 106V105H221ZM219 106V107H221ZM13 107V106H12ZM113 107V106H112ZM148 107V106H147ZM174 107V106H173ZM178 107V106H177ZM181 107V106H180ZM187 107V106H186ZM184 106V108H186ZM189 107V105H188ZM212 107V106H211ZM210 107V108H211ZM224 107V108H225ZM10 108V107H9ZM28 108V107H27ZM105 108V107H104ZM109 108V107H108ZM116 108V107H115ZM191 109H193L192 107H189ZM188 108V109H189ZM212 108L215 109V106H213ZM19 109V108H18ZM21 109H23V107H21ZM99 109V108H98ZM97 109V110H98ZM103 109V108H102ZM106 109H107V106H106ZM105 109V110H106ZM111 109V113L109 114H112V108ZM169 109H172L171 107H169ZM183 109V108H182ZM187 109V108H186ZM190 110V112L192 113V110ZM35 110V109H34ZM39 110V109H38ZM96 110V108L94 109ZM105 110H102V112L104 111L105 113ZM108 110V109H107ZM106 110V111H107ZM165 110H166V107H165ZM171 110V111H172ZM177 110V109H176ZM196 109L194 108V111ZM201 110V109H200ZM209 110V109H208ZM212 110V109H211ZM217 110V109H216ZM26 111V110H25ZM41 111V110H40ZM100 111V109L98 110ZM115 111V109H114ZM113 111V112H114ZM138 111V110H137ZM175 111V110H174ZM199 111V110H198ZM214 111V110H212ZM220 111V110H219ZM39 112V111H38ZM44 112V111H43ZM108 112V111H107ZM117 112V111H115ZM114 112V113H115ZM122 112V111H121ZM120 112V113H121ZM124 112V111H123ZM127 112V111H126ZM203 112V111H202ZM206 112V111H204ZM208 112V111H207ZM211 112V111H209ZM208 112V113H209ZM215 112V111H214ZM213 112V113H214ZM221 112V111H220ZM174 113V112H173ZM189 116H192L194 117L195 114H197V110L195 112V114H191ZM201 112H199L200 114ZM207 113V114H208ZM212 113V112H211ZM216 113V112H215ZM16 114V113H15ZM99 114V112H98ZM103 114V113H102ZM170 114V113H169ZM175 114V113H174ZM173 114V115H174ZM186 114V113H185ZM197 114L198 116L201 115V120L206 119V116L210 119L212 117H210L209 115H205L204 117L202 116V114H205V113H201L200 115ZM210 114V113H209ZM217 114V113H216ZM215 114V115H216ZM226 114V116H227ZM81 115V116H80ZM108 115V114H107ZM119 115V114H118ZM116 115V117L118 116ZM123 115V114H122ZM120 115V116H122ZM182 115V114H180ZM196 115V116H197ZM213 115V114H212ZM211 115V116H212ZM218 115V114H217ZM77 117V121H74L76 123H74V127L72 125V127L74 128V131L72 134H70L71 136L66 137L63 136L64 132L68 131L67 129V124L69 123V120L72 119L73 117ZM104 116H106V114L103 115V118ZM111 116V115H110ZM110 116L109 119H110ZM125 116V115H124ZM132 116V114L130 115ZM161 116V114L159 115ZM176 116V115H175ZM195 116V117H196ZM65 117V119H63ZM112 117V116H111ZM119 117V116H118ZM119 119L121 117H119ZM126 117V116H125ZM172 117V115H171ZM174 117V116H173ZM171 118V119H174L175 118H181L179 116L177 117H174V118ZM191 117V118H192ZM215 117V116H214ZM224 117V116H223ZM99 118V116H98ZM114 118V117H112ZM168 118V117H166ZM199 117L197 118H194V119H198ZM4 119V118H3ZM93 119V118H92ZM97 119V117H96ZM106 119H107V116H106ZM109 119H107V122H109ZM190 119V118H188ZM207 119V120H209ZM249 119H251L250 121H248ZM2 120V119H1ZM16 120V119H15ZM95 119H93L94 121ZM100 120V119H99ZM114 120H116V118H114ZM130 119H128L129 121ZM181 119H178V123L181 122L179 121ZM200 120V119H198ZM206 120V122H207ZM214 120V118H213ZM216 120V119H215ZM214 120V121H215ZM123 121V119H122ZM122 121L119 122V124L121 123L122 124ZM177 121V120H176ZM183 121V120H182ZM211 121V120H209ZM218 121V120H217ZM216 122V125L217 123ZM253 121V120H252ZM51 122H54L53 126L52 127H47V128H39L40 125H47V124H51ZM68 122V123H67ZM73 122V121H71ZM70 122V124H71ZM97 123V121H95ZM106 122V121H105ZM105 122H102L103 125L105 124ZM112 122H117V121H112ZM110 122V123H112ZM184 122V121H183ZM196 122V121H195ZM2 123V122H1ZM118 123V122H117ZM116 123V124H117ZM125 123V122H124ZM123 123V124H124ZM155 123H159L160 124V127H161V136L159 138H152L154 140H150L147 135H148V131L152 128H150V126L153 127V124ZM209 123V122H207ZM212 124V122H210ZM252 122H250L251 124ZM69 124V125H70ZM122 124V127L125 126ZM185 124V122H184ZM187 124V123H186ZM253 124V123H252ZM102 125V124H101ZM113 125V124H112ZM182 125V123L180 124ZM215 125V126H216ZM94 126H97V125H94ZM106 127H108L107 125H105ZM111 126V125H110ZM109 126V130L112 129V127L110 128ZM115 126V125H113ZM120 126V125H119ZM118 126V127H119ZM188 126V125H187ZM210 126V124H209ZM213 126V125H211ZM253 125H251V128L252 127H255ZM9 127V126H8ZM15 127V126H13ZM93 127V128H92ZM102 127V126H101ZM121 127V126H120ZM121 127V128H122ZM190 127V126H189ZM204 127V126H203ZM10 128V127H9ZM116 128V127H115ZM150 128V129H149ZM168 128V129H167ZM180 132H183L187 135V137L189 138V140H192L194 141L193 139H191V133H194L192 132V130H189L190 128H185L184 126L183 127H180ZM209 128H212V127H209ZM244 128V133H242V137H240L239 135H241L240 133V129H243ZM14 129V128H13ZM11 128V133H12V130ZM16 129V128H15ZM14 129V130H15ZM72 129V128H70ZM95 129V130H96ZM103 129V127H102ZM117 129V128H116ZM124 129V128H123ZM217 129V130H218ZM227 129V130H225ZM255 129V130H256ZM10 130V129H9ZM73 130V129H72ZM71 130V131H72ZM178 130V129H177ZM252 130V129H251ZM98 131V133L100 132ZM117 131V130H116ZM125 132V130H123ZM127 131V129H126ZM224 131V132H222ZM15 132H17L15 130ZM70 132V131H69ZM106 132H109L106 130ZM111 132V131H110ZM109 132V133H110ZM177 132V131H176ZM218 132V131H217ZM216 132V133H217ZM218 132V133H219ZM253 132V131H252ZM258 132V131H257ZM264 132V131H262ZM32 133L34 135V137L32 136ZM108 133V134H109ZM147 133V135H146ZM198 133V132H196ZM240 133V134H239ZM23 134V135H21ZM41 134L40 136L42 137L41 140H46L44 141V145H41L42 149H38L40 146H38V148H32L33 151L32 153H27L25 154L24 152L25 151H28L27 149L24 151V149L26 147H23V146H28V142L26 141L29 136L30 138L33 137H37L36 135H39ZM94 134L96 135H99V137H92ZM120 134V133H119ZM244 134V135H243ZM131 135V134H129ZM167 136L166 138H164V136ZM180 135V134H179ZM195 135V133H194ZM192 134V136H194ZM200 135V134H199ZM220 135V133H219ZM225 135V136H226ZM253 135V134H252ZM12 136H16L15 134L12 135ZM22 136V137H21ZM111 136V135H110ZM117 136V134H116ZM121 136V135H120ZM149 136V135H148ZM178 136V134H176V137ZM217 136V135H216ZM215 136V138H216ZM224 136V135H223ZM223 136H219V138H222L223 139ZM224 136V137H225ZM239 136V137H238ZM251 136V135H250ZM255 136V135H254ZM6 137V138H5ZM118 137V136H117ZM183 137V136H182ZM195 137H197L195 135ZM193 137V138H195ZM257 137V135H256ZM259 137V136H258ZM261 137V136H260ZM14 138V137H13ZM29 138V139H30ZM60 140L61 144L63 145L64 143H66L69 147H64V151L66 152H56L54 149H53V146H51V143L49 144V139L53 141V144L54 142L55 143V146H58V143L57 141ZM67 138V139H65ZM175 138V139H174ZM179 138V137H178ZM181 138V137H180ZM182 141V139H180ZM185 138V136H184ZM187 138V139H188ZM199 138V136H198ZM226 138V137H225ZM37 139V138H36ZM10 140L11 137H10ZM33 139L31 138L30 141H32ZM178 140V139H177ZM176 140V141H177ZM178 140V141H179ZM186 140V139H185ZM216 140L219 142L220 139H218V136L216 138ZM225 140V139H224ZM253 140V141H252ZM29 141V140H28ZM39 141V140H38ZM118 141V140H117ZM137 141V140H136ZM146 141V142H147ZM157 141V142H156ZM177 141V142H178ZM187 141V140H186ZM192 141H189V144H191L190 142ZM252 141V142H251ZM255 141V142H256ZM34 142V141H33ZM41 142V141H40ZM112 143V147L109 148L108 143ZM139 142V141H138ZM217 142V143H218ZM221 142V141H220ZM219 142V143H220ZM13 143V144H12ZM36 143V142H34ZM38 143V142H37ZM95 143H97V146H101L102 144V147L101 148H97V146L95 147ZM100 143V145H98ZM109 143V144H110ZM120 143V142H119ZM144 143V142H143ZM157 143V144H156ZM159 143V144H158ZM180 143V142H179ZM178 143V145H179ZM195 144H197V141L195 142ZM216 143V142H215ZM30 144V142H29ZM60 144V145H61ZM153 145V143H150ZM201 144V143H199ZM224 144H223V147H224ZM31 145V144H30ZM33 145V144H32ZM36 145V144H35ZM35 145H33L32 147H35ZM66 145V146H67ZM124 145V144H123ZM131 145V144H130ZM146 145V144H145ZM173 145V143L171 144ZM176 145V146H178ZM194 145V144H192ZM212 143H210L209 146H211ZM215 145V144H214ZM213 145V146H214ZM17 147V151L16 152H20V150L22 152H20L18 155H23L24 154V157H25V162L22 164V165H18L17 169H15V171H10V170H14V166L12 167L11 169V166H7L8 162H9V159H8V156H3L4 153H6L8 155L9 153V150L11 147ZM37 146V145H36ZM183 147L186 148L185 145H181ZM207 146V147H209ZM221 146V145H220ZM59 147V146H58ZM168 147V146H167ZM179 147V146H178ZM196 147V146H194ZM198 147V146H197ZM196 147V148H197ZM201 147V146H199ZM206 147V146H204ZM203 147V148H204ZM212 147V146H211ZM216 147V146H215ZM218 147H219V144H218ZM126 148V147H125ZM161 148V150H160ZM202 148V151L205 149ZM57 149V148H56ZM178 149V148H176ZM180 149V148H179ZM178 149V150H179ZM188 149V148H186ZM193 149V148H191ZM191 149L189 148V150L191 151ZM211 148H208V151L212 152L211 150H209ZM237 150L240 152L239 154H237L238 151H236V155H239V158L237 156V158H235V154L234 156L230 155L228 152H230V150ZM97 150H98V153H97ZM101 150V151H99ZM182 150V149H181ZM199 149L195 150L198 152ZM201 150V149H200ZM207 150V149H206ZM206 150H204L203 152L205 153H208ZM218 150V149H217ZM219 150V151H220ZM226 150V151H225ZM234 150V152H235ZM24 151V152H23ZM121 151V150H119ZM183 151V150H182ZM15 152V151H14ZM189 152V151H188ZM209 152V153H210ZM218 152V151H216ZM220 152V153H221ZM224 152H227L224 154ZM233 152V151H232ZM196 153V152H195ZM215 153V151L213 152ZM218 152V154H220ZM221 153V154H222ZM192 154V153H191ZM197 154V153H196ZM211 154V153H210ZM227 154V155H226ZM124 155V154H123ZM201 155V153H200ZM199 155V158L201 159V156ZM214 155V154H213ZM194 156L195 155H191ZM204 156V154L202 155ZM211 156V155H210ZM218 156V155H217ZM232 156V157H231ZM14 157V156H13ZM12 157V158H13ZM198 157V155H197ZM209 157V156H207ZM212 157V156H211ZM211 157H209L208 159H210ZM11 158V160H12ZM21 158V156H20ZM40 159L38 160V162L35 163L34 160H37V159ZM128 158V157H127ZM180 158H181V161H180ZM193 158L191 160H193ZM205 158V156H204ZM214 158V160L217 159L218 161V158H220L218 156L215 157H212ZM225 158V157H224ZM22 159V158H21ZM24 159V158H23ZM139 159V158H138ZM206 160V158L204 159L205 161L204 162H208L207 164H211L213 162V160ZM59 160H62L64 162V164H60L59 165ZM110 160V161H109ZM142 160V159H140ZM144 160V159H143ZM180 162H179V161ZM188 160V159H187ZM221 160L224 161V159L221 158ZM109 161V163L107 162ZM113 161V162H112ZM138 161V160H136ZM164 161V160H163ZM168 161V162H169ZM185 161V162H184ZM194 162L198 160H193ZM203 161V160H202ZM216 161V162H217ZM19 162V161H18ZM23 162V161H21ZM107 162V163H106ZM112 162V163H111ZM144 162L146 161H139V164H143ZM166 162V161H165ZM167 162V163H168ZM179 162V163H178ZM183 162H184V166L183 168L180 167V165L182 164L183 165ZM189 162V160H188ZM196 162V163H197ZM211 162V163H210ZM215 162V161H214ZM213 162V163H214ZM221 162V161H220ZM20 163V162H19ZM35 163V165H33ZM148 163V162H147ZM163 163V162H162ZM199 163V162H198ZM230 163H232V165H230ZM195 164V163H193ZM205 164V163H204ZM223 164V165H221ZM33 167H32V166ZM164 165L161 164L159 167L162 168ZM208 165V166H209ZM225 165H228V166H225ZM17 166V165H16ZM121 166V165H120ZM197 166V165H196ZM206 166V165H205ZM203 165V167H205ZM207 166V167H208ZM211 166V165H210ZM20 167V168H19ZM165 167V166H164ZM181 169H180V168ZM200 167V166H199ZM34 168V169H33ZM170 168V167H169ZM201 168V167H200ZM198 168V169H200ZM211 168L213 170H211ZM165 168H162V171L164 170ZM168 169V168H167ZM203 169H207V168H203ZM36 172V176L35 178H33V180L31 181V183L29 184H25L23 182V178L26 177L29 173L33 172ZM169 171V170H168ZM174 171V170H173ZM193 171L196 172V170L194 169ZM209 171V172H210ZM9 172H12L13 174H10ZM160 172V171H159ZM163 172H166V171H163ZM176 172V171H174ZM176 172V173H178ZM68 173V175H67ZM127 173V172H126ZM125 173V174H126ZM139 173V172H138ZM236 173L237 174H241L242 175V178H240L239 180H244V182H242L241 184L237 182V180H235L234 183H232V181H234L232 178V176H234L233 174ZM149 175L151 173H148ZM155 174V173H154ZM153 174V175H154ZM162 174V173H161ZM174 174V173H173ZM197 174V173H196ZM12 175V176H11ZM49 175V176H48ZM67 175V176H66ZM124 175V174H123ZM129 174H127L128 176ZM151 175V176H153ZM169 175L171 176L170 172H169ZM192 175V174H190ZM199 175V174H198ZM235 175V176H236ZM126 176V175H125ZM133 176V175H132ZM158 176V175H157ZM166 176V175H165ZM169 176V177H170ZM179 176V175H178ZM197 176V175H196ZM155 177V176H154ZM168 177V178H169ZM108 178V179H107ZM131 178V176L129 177V179ZM157 178V177H156ZM167 178V179H168ZM171 179L173 177H170ZM199 178V176L197 177ZM57 182V185L53 187V185L51 184L52 181ZM124 179V178H123ZM128 179V180H129ZM146 179V178H145ZM158 179V178H157ZM163 179V178H162ZM174 179V178H173ZM172 179V180H173ZM105 180V181H104ZM108 182H107V181ZM127 180V179H126ZM137 180V179H136ZM135 180V181H136ZM139 180V179H138ZM151 181V178L149 179ZM154 180V179H153ZM175 180V181H176ZM123 180H121V183H122ZM146 181V180H145ZM160 181V179L158 180ZM169 181V180H168ZM171 181V180H170ZM17 183L18 184V188L21 189L23 188L24 190H27L25 192H20V198L16 199V193H18L17 190H13L11 189L12 186H13V183ZM152 182V181H151ZM167 182V180L165 181ZM213 182V183H212ZM148 183V182H147ZM163 183V182H162ZM175 183V182H174ZM125 184V182H124ZM130 184V183H129ZM128 184V185H129ZM144 184V182H143ZM142 184V186H143ZM169 184V183H168ZM212 184L214 186V188L212 189ZM232 184H236L237 187L235 189H231L233 187H231ZM127 185V186H128ZM151 185H153L151 183ZM68 186V185H66ZM154 186V185H153ZM159 186V185H158ZM234 186V185H233ZM124 187V186H123ZM126 187V186H125ZM145 187V186H144ZM27 188H31L30 189H27ZM38 189L39 191H41L40 193L44 192V194L46 193V195L44 196L46 199L45 201L41 200L42 204H43V208L41 207V204L39 203H33V202H30L29 200H25V199H22V196L24 197H27L29 198L31 194H36L37 192L34 193V190L35 189ZM131 188V187H130ZM161 188V187H160ZM17 189V188H16ZM67 189V188H66ZM159 189V188H158ZM164 189H167L164 190ZM106 190V191H107ZM170 192H169V191ZM37 191V190H36ZM87 191H91L93 192L92 194H87ZM107 191V192H108ZM159 191V192H158ZM90 192V193H91ZM139 193V192H138ZM150 193V194H149ZM19 194V193H18ZM39 194V193H38ZM43 194V193H42ZM40 194V195H42ZM76 194V193H75ZM74 194V195H75ZM108 194V193H107ZM129 194V193H128ZM47 195H49L50 197L48 198ZM78 195V194H77ZM18 196V195H17ZM32 196V197H33ZM58 196V197H60ZM80 196V195H78ZM110 196V195H109ZM139 196H143V194L139 193ZM76 197V195L74 196ZM81 197V196H80ZM121 197V196H120ZM37 198V197H36ZM36 198L34 199V201L36 200ZM43 198V197H42ZM79 198V197H78ZM110 198V197H109ZM108 198V199H109ZM122 198V197H121ZM144 198V197H142ZM141 198V199H142ZM14 199V201H13ZM22 199V201H21ZM44 199V198H43ZM50 200L48 202H46V200ZM60 198H58V201ZM63 199V198H61ZM86 199V200H87ZM131 199V198H130ZM139 199V198H138ZM148 199V198H147ZM146 199V200H147ZM76 200V198H75ZM74 200V201H75ZM133 200V199H132ZM131 200V202H133ZM13 201V202H12ZM70 201V200H69ZM69 201L67 202V204L69 203ZM79 201V200H78ZM77 201V202H78ZM81 201V199H80ZM91 201V200H90ZM89 201V202H90ZM103 201H106V200H103ZM128 201V200H127ZM130 201V200H129ZM44 202H46L44 204ZM65 202V201H64ZM63 202V203H64ZM88 202V200H87ZM86 202V203H87ZM138 202V201H137ZM146 202V201H145ZM60 203V202H58ZM75 203V202H73ZM85 203V202H83ZM82 203V206L85 205ZM91 203V202H90ZM94 203H92L91 205H93ZM61 204V203H60ZM66 204V205H67ZM77 203H75L76 205ZM79 204V203H78ZM88 204V203H87ZM134 204V203H132ZM90 205V204H89ZM96 205V204H95ZM103 205H105V203H103ZM127 205V204H126ZM143 205V204H142ZM150 205V204H149ZM81 206V203L79 204L78 207H82ZM86 206V205H85ZM107 206H109L107 204ZM129 206V205H128ZM145 206V205H144ZM148 206V205H147ZM60 207H63V206H60ZM59 207V208H60ZM66 207V206H65ZM64 207V208H65ZM89 207V206H87ZM91 207V206H90ZM89 207V208H90ZM97 207V206H96ZM95 207V208H96ZM125 207V206H124ZM137 207V206H136ZM152 207V206H151ZM54 208V209H53ZM63 208V209H64ZM89 208H86L89 209ZM104 208V206H103ZM123 208V207H122ZM127 208V207H125ZM130 208V206H129ZM135 209V206L133 207ZM133 208H131V210H133ZM45 212H41V210H43ZM62 209V210H63ZM75 209V208H74ZM79 209V208H78ZM94 209V208H93ZM97 209H99L97 207ZM138 209V208H137ZM48 210V211H46ZM66 210H68L66 208ZM85 210V208H84ZM85 210V211H86ZM90 210V209H89ZM87 210V212L89 211ZM115 210H118V209H115ZM123 210V209H122ZM125 210V209H124ZM123 210V211H124ZM128 209H126L127 211ZM130 210V209H129ZM138 210H141V212H146V211H143L142 209H138ZM152 210H155V209H152ZM58 211V210H57ZM61 211V210H60ZM58 211V212H60ZM71 211V210H70ZM111 211V210H110ZM120 211V210H119ZM122 211V212H123ZM2 213H6L5 216H3ZM8 212V213H7ZM80 212V210H79ZM81 212H82V209H81ZM93 212V210H92ZM96 212V211H95ZM108 212V211H107ZM118 212V211H117ZM121 212V211H120ZM125 212V211H124ZM140 212V213H141ZM167 212H169L167 214ZM57 213V212H56ZM104 213V212H103ZM127 213V212H125ZM102 214V213H101ZM106 214V213H105ZM142 214V213H141ZM123 215V214H122ZM121 215V216H122ZM142 215H146L145 213H143ZM141 215V217H142ZM65 216V215H64ZM107 216V215H106ZM125 216V215H124ZM135 216V215H133ZM127 217H128V213H127ZM125 216V219H128V221L130 220V216L129 218H127ZM144 217V216H143ZM59 218H60V222L61 224L63 223V225H61L60 223H56L59 221ZM123 218V217H122ZM121 218V219H122ZM80 220V223L81 226H76L75 224V221H79ZM86 220H89L87 224L84 223V221ZM106 219V218H105ZM120 219V218H119ZM120 219V220H121ZM124 219V220H125ZM91 220V221H90ZM164 220V221H163ZM123 221V220H122ZM127 220H125L126 222ZM127 221V223H128ZM131 221V220H130ZM133 221V220H132ZM132 221H131V226H132ZM124 222V221H123ZM124 222V223H125ZM134 222V221H133ZM138 222V221H137ZM79 223V224H80ZM139 223V222H138ZM176 223H180L179 225L181 226L179 228V225L178 227L176 226L175 228L173 229H169L172 225H176ZM85 224V225H84ZM134 224V223H133ZM128 224H126L127 226ZM136 225V228H137V224ZM141 225V224H140ZM151 225H153L154 227L151 228ZM156 225V226H155ZM44 226V227H43ZM89 227H91L89 229ZM120 227V226H119ZM133 227V226H132ZM140 227V226H139ZM138 227V228H139ZM65 228V229H64ZM142 228V226H141ZM146 228V229H147ZM64 229V231H63ZM39 230V231H38ZM42 230H46V233H41ZM142 230V229H140ZM41 231V232H40ZM89 231V232H88ZM132 230H130L131 232ZM177 231V232H176ZM181 231V232H180ZM40 232V236H37L35 235V233H38ZM135 234L136 233V230L133 231ZM63 233V235H62ZM138 233V232H137ZM140 233V232H139ZM183 233V234H181ZM46 235V237L44 238V236ZM120 234H123L122 232ZM129 234V233H128ZM127 234V236H128ZM195 234H198L199 237H197V239H195ZM178 235H180L182 240H181V244L176 241V239L178 238ZM64 236V237H63ZM79 237V242L76 241V237ZM127 239V240H124V239ZM140 238V239H138ZM142 238V239H141ZM178 238V239H179ZM254 238V239H256ZM183 239H187L188 242H185ZM251 239L255 242L253 243V241L251 242ZM258 239L256 241H258ZM119 240V241H118ZM134 240H136L135 242H137V246H135V243L133 242ZM191 240V241H189ZM123 242V244H119V242ZM57 242H60V243H57ZM41 246V248H45L42 249V250H36V248L38 249V247ZM28 246V247H26ZM37 246V247H36ZM135 246V247H134ZM96 247V245H95ZM118 247H120L121 249H118ZM40 248V249H41ZM50 249L49 250V253H47L48 251H46V249ZM51 248H54L56 251L53 253L51 252ZM99 248V247H97ZM134 248V249H133ZM104 249V248H103ZM102 249V250H103ZM101 250V249H100ZM46 251V255H38L41 254L42 252L44 253ZM37 252V254H36ZM145 253V255H143V253ZM34 253V254H33ZM102 253V251L100 252ZM187 253V254H186ZM36 254V255H35ZM108 254V253H107ZM113 254V255H114ZM158 254V252H157ZM161 254V255H162ZM16 256L17 255V258L15 259L14 257L12 256ZM33 255H35L33 257ZM104 256V252L102 254ZM100 255V256H102ZM111 257V255H110ZM116 257V256H115ZM120 257H124L122 256V254L120 255ZM113 261L112 262H108L109 264H124L122 261V263H118L116 258H112ZM154 259V258H153ZM157 259V258H156ZM155 259V260H156ZM165 259V258H164ZM79 260V261H77ZM105 260V259H104ZM108 260V259H107ZM129 260H127V262L125 264H135L134 262H128ZM153 261V260H152ZM165 262V260H164ZM169 262V261H168ZM167 262V263H168ZM173 262V263H172ZM165 263V264H167ZM155 264V263H154ZM157 264V263H156Z\"/></svg>",
  "mask_w": 264,
  "mask_h": 264
},
{
  "label": "water",
  "instance_id": "water-1",
  "mask_svg": "<svg viewBox=\"0 0 264 264\" xmlns=\"http://www.w3.org/2000/svg\"><path fill=\"white\" fill-rule=\"evenodd\" d=\"M160 129H161V127H160L159 123L153 124L152 129H150L148 131L149 137L156 138L157 136H159L161 134V130ZM33 178H35V173L31 172L26 177L23 178V182L25 184H29V183H31Z\"/></svg>",
  "mask_w": 264,
  "mask_h": 264
}]
</instances>
